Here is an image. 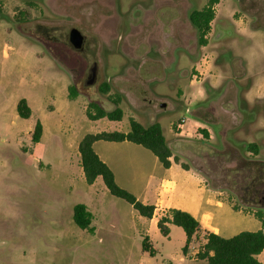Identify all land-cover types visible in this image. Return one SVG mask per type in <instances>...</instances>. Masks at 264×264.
Listing matches in <instances>:
<instances>
[{
  "label": "rangeland",
  "instance_id": "374dc122",
  "mask_svg": "<svg viewBox=\"0 0 264 264\" xmlns=\"http://www.w3.org/2000/svg\"><path fill=\"white\" fill-rule=\"evenodd\" d=\"M206 1L0 0L1 105L10 100L0 113V264H206L182 261L180 229L167 242L100 178L87 185L77 151L84 135L122 132L129 118L157 122L173 155L224 202L249 204L238 162L264 161L262 141L257 156L246 151L256 141L255 125L241 124L254 106L244 99L247 91L264 79V0H219L207 45L200 46L188 15ZM72 28L85 38L82 51L68 42ZM93 64L96 82L86 86ZM104 83L120 98L119 122L85 116L90 102L115 108L99 91ZM21 98L31 108L28 119L17 116ZM197 120L201 126L186 129ZM36 121L43 131L33 144L26 132ZM182 125L190 137L174 136ZM75 204L92 213V235L74 225ZM144 235L154 256L141 250Z\"/></svg>",
  "mask_w": 264,
  "mask_h": 264
},
{
  "label": "trees",
  "instance_id": "16d2710c",
  "mask_svg": "<svg viewBox=\"0 0 264 264\" xmlns=\"http://www.w3.org/2000/svg\"><path fill=\"white\" fill-rule=\"evenodd\" d=\"M218 3L219 0H207L201 9L192 10L188 15L190 24L197 32L200 46L207 45V35L210 32L211 22L215 17L214 7ZM67 91L68 99L74 100L76 97L74 86H69ZM99 91L104 95H108V85L104 83L99 87ZM108 99L115 106L113 110H104L96 103L90 102L85 108L86 118L90 121L103 118L109 121H121L123 111L119 107L120 98L108 95ZM16 113L21 119H28L31 116V109L25 99H20L17 102ZM128 125L129 130L127 133L113 131L84 135L77 146L80 167L87 185H92L97 178H101L103 185L111 196L125 201L139 216L151 219L154 214V206L141 203L133 194L116 183L112 171L94 152L93 144L97 141L113 143L126 141L138 145L149 151L165 169L170 167L171 159L173 162L179 163V158L173 155L159 123L155 122L143 126L133 118H129ZM197 131L205 139L210 136L203 129H198ZM41 136L42 125L39 121H36L31 132V142L37 144ZM246 151L251 153L253 157L257 156L259 154V146L257 143L251 142L247 144ZM238 164L239 166L241 165L240 169L246 170L242 187L244 195L249 197V204L243 208L234 204L231 205V208L234 211L241 210L243 213L252 215L260 222L261 229L255 232L243 231L230 238H223L214 233L205 234V243L198 250L196 258L205 261L206 264H264L257 258L264 251V161L239 160ZM181 167L185 170L189 169L182 163ZM238 170L235 169L237 173ZM92 219V214L84 204H75L73 206L72 221L74 225L90 235L94 233V228L91 226ZM169 225L176 226L183 231L185 242L181 252L185 255L190 249L195 235L200 230L199 222L187 212L170 209L157 221V229L163 237L168 236ZM141 250L150 256L155 255L147 236H143L141 239Z\"/></svg>",
  "mask_w": 264,
  "mask_h": 264
},
{
  "label": "crops",
  "instance_id": "0c3cea01",
  "mask_svg": "<svg viewBox=\"0 0 264 264\" xmlns=\"http://www.w3.org/2000/svg\"><path fill=\"white\" fill-rule=\"evenodd\" d=\"M244 99L246 103L254 106L245 116L247 119H244L241 124L248 125L253 123L257 129L255 143L259 145V141H262V144H264V79H259L256 84L253 82ZM9 103L10 100H6L1 105L0 101V113L3 108L8 107ZM183 125L181 126V130H178L177 133L174 134L175 137H190L189 134H184L183 129L185 127H183ZM197 125L201 126V123L198 120L197 122L191 123L186 129L189 130L190 128H193V126L198 127ZM161 128L164 134V128L162 126ZM32 129L33 127L28 129L26 135H29ZM128 130L129 128L122 131V133H127ZM164 137L167 141V137L165 135ZM136 147H138V145L126 141L118 143L97 141L93 144L94 152L112 171L116 183L120 185L119 180L124 181L125 185H120L121 188L129 191L141 203L154 206V214L152 218L147 219L154 231H158V219L170 209L187 212L199 222L200 230L197 235H195L188 252L185 255L182 254V261H184L183 259L185 258L201 261L196 258V254L205 243L204 235L207 233H214L223 237L224 232L232 230H237L234 234L236 235L243 231L255 232L261 229L260 222L252 215L243 213L241 210H232L231 205L223 201L219 192L210 189L205 184L203 177L198 171L192 168L185 170L181 167V161L175 163L172 159L170 167L165 169L157 159L148 160L138 155V153H136ZM262 152L264 154V145L262 147ZM132 210L136 212L133 208ZM109 213H113L111 208L109 209ZM230 215H239L242 218H235L232 221ZM248 225L251 226V230H245L243 228ZM177 229L180 228L169 225V234L167 237H163L159 231L158 233L162 239L170 242L172 233ZM234 235H231V237ZM197 238L200 242L198 243L199 245H196L198 246V250H195L196 247L193 248L192 246L195 245L194 242ZM184 242L185 235L182 231V247ZM192 249L193 252H191ZM194 255L195 258L193 257ZM257 258L259 261L264 262V251L261 252Z\"/></svg>",
  "mask_w": 264,
  "mask_h": 264
},
{
  "label": "water",
  "instance_id": "95a60500",
  "mask_svg": "<svg viewBox=\"0 0 264 264\" xmlns=\"http://www.w3.org/2000/svg\"><path fill=\"white\" fill-rule=\"evenodd\" d=\"M68 42L73 49L77 51H81L83 49L84 37L79 30H77L76 28H72L68 33ZM95 82H96V64H93V66L89 70L87 79L85 80L84 83L86 86H92L95 84ZM160 106L163 107L164 104H161Z\"/></svg>",
  "mask_w": 264,
  "mask_h": 264
},
{
  "label": "flooded vegetation",
  "instance_id": "af4514ba",
  "mask_svg": "<svg viewBox=\"0 0 264 264\" xmlns=\"http://www.w3.org/2000/svg\"><path fill=\"white\" fill-rule=\"evenodd\" d=\"M83 37H84V36H83ZM84 44H85V38H84L83 46H84ZM83 49H84V47H83ZM83 49H82V50H83ZM82 50H81V51H82Z\"/></svg>",
  "mask_w": 264,
  "mask_h": 264
}]
</instances>
